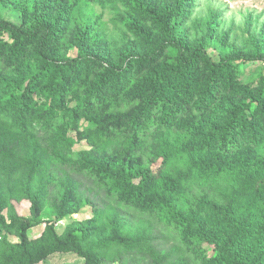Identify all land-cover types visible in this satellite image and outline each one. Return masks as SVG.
I'll use <instances>...</instances> for the list:
<instances>
[{"label":"trees","instance_id":"1","mask_svg":"<svg viewBox=\"0 0 264 264\" xmlns=\"http://www.w3.org/2000/svg\"><path fill=\"white\" fill-rule=\"evenodd\" d=\"M170 1L129 0L140 55L103 26L92 54L65 11L0 19V264H264V72L243 79L264 51L216 60L164 37L186 2Z\"/></svg>","mask_w":264,"mask_h":264},{"label":"rangeland","instance_id":"2","mask_svg":"<svg viewBox=\"0 0 264 264\" xmlns=\"http://www.w3.org/2000/svg\"><path fill=\"white\" fill-rule=\"evenodd\" d=\"M144 1L155 6L156 9L172 5L170 0ZM32 2V4H26V0H0V19L21 24L24 20V13H27L26 10H28L26 19L32 17L33 11L37 10L40 16L43 15L42 13H52V18L57 20L63 19L62 14L65 11L69 15V22L74 31L88 33L85 44L92 54L100 52L97 44L101 37L97 32L100 26L104 27L111 46L119 43L116 47L122 49L130 42L132 52L136 53L134 55L152 51L147 48L148 51L140 52V45L134 32L129 30L127 23L119 22L120 17L138 21L135 17L137 13L129 0H32ZM183 7V13L171 23L168 33L161 32L164 37L168 35V38L184 43L190 49L205 43L209 46V54L216 60L231 54L252 53L255 50L264 51V0H186ZM131 12L134 13L131 15ZM152 27L149 23L145 29H151L153 32ZM158 36V32L152 33L151 36L146 37L145 41L154 43ZM78 55L79 49L77 48L69 53L70 58ZM262 72H264V64H249L245 67L243 79L257 78ZM9 75L18 76L19 74L13 70ZM225 108L224 106L220 109L225 111ZM215 119L216 115L213 121ZM211 128L212 124L206 126L207 133ZM86 148L87 144L84 142L77 144L74 149L78 152ZM144 150L146 151V148ZM260 152L264 155V145ZM145 156L148 164L152 160V154L146 152ZM150 166L154 173H157L162 167V160L154 161ZM30 206L29 202L16 203L17 211L23 216H30ZM93 216V209L86 207L77 214L58 222L56 226L59 233H62L73 220L83 222L92 219ZM44 227L41 225L32 228L29 236L37 238L43 232ZM10 239L17 241L16 237H10ZM40 264H84V261L75 254H56Z\"/></svg>","mask_w":264,"mask_h":264}]
</instances>
